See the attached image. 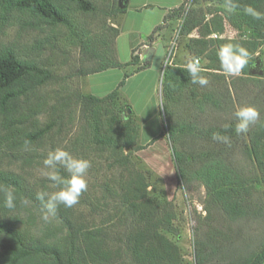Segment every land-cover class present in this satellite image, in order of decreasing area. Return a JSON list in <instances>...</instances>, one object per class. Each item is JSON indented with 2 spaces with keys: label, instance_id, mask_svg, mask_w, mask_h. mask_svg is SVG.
Segmentation results:
<instances>
[{
  "label": "trees",
  "instance_id": "16d2710c",
  "mask_svg": "<svg viewBox=\"0 0 264 264\" xmlns=\"http://www.w3.org/2000/svg\"><path fill=\"white\" fill-rule=\"evenodd\" d=\"M199 1L194 0L193 3L197 5ZM203 1L222 7L224 4V0ZM235 2L239 5L238 10L220 17L221 22L212 20L211 28L203 19L194 16L197 10L193 8L180 28L181 38L189 36L195 29L204 28L196 41L200 44L196 55L207 61L203 66L206 70L221 71L217 52L226 43L245 47L250 53V65L256 59L255 52L260 44L258 41L262 39L264 20L262 17L254 18L244 9L251 6L256 12L263 14L264 0ZM177 9L181 10L182 6ZM125 10L117 7L114 13L122 14ZM95 11L96 5L92 0H0V30L13 22H22L36 30L42 26H62L78 36L73 13L87 14ZM221 11L217 10L211 16L214 17ZM22 16L28 20H23ZM171 17L172 14L165 15L164 24L157 26L141 45L131 50L128 63L120 62L112 47L93 52L87 42L89 38H80L83 52L98 63L84 74L93 75L112 68L135 66L132 73L124 74L117 87L103 97L91 93L76 95L77 100L92 112L89 140L94 147L93 151L110 153L114 158L112 166L118 171L116 176H110L104 183L99 198L89 196L83 203L95 212H106L110 202L117 201L124 210L119 212L120 215L112 214L95 224L94 220L88 223L78 218L74 207L59 205L53 217L60 221L65 234H61L60 238L49 231L34 234L20 226L22 221L18 213L27 210L28 204L35 210L42 211L43 202L37 198V194L45 192L36 189L25 177L0 169V264H183L179 246L168 236L170 234L177 238L180 234L178 228L173 226L175 215L165 209L166 205L171 204V200L166 198L163 179L147 165L143 170L139 167L140 163L136 162V159H140L136 153L147 145L139 142L140 124L134 122L130 115L126 119L121 115L125 107L129 109L131 106L126 103L124 108L116 112L107 108L102 115L95 109L99 104L113 102L120 95L129 76L149 67V61L140 60L138 47H151L156 40V33L165 27ZM222 21H232L239 31L242 28L250 30L253 39L238 42L226 39L205 41L204 38L213 33H224ZM112 32L111 45L115 43L120 30L114 28ZM48 39L39 41L34 50L42 51L44 43H49ZM108 41L103 40V43L107 44ZM50 47L53 48V45ZM249 66L243 70L242 75L250 77ZM251 79L264 81L263 77ZM53 81L54 73L40 60L22 57L12 46L0 45V145L4 154L15 155L28 145L39 143L57 125L59 115L56 114V109L64 104L52 105L49 97L37 93L42 86ZM199 89L201 90L200 85L191 82L186 66L171 63L164 67L161 76V103L164 107H160L163 130L148 145L159 138L167 139L177 187L193 181L205 187L208 199L204 205L207 220L204 225L211 227L219 217L234 221L248 214V206L244 204V195L247 194L246 176L232 164L234 148L231 146L242 142L251 163L264 173V116L250 126L246 135L236 134L235 117L222 125L203 122L196 111L204 112L212 106H233L234 99L230 98L228 90L224 97L217 96L211 90L201 94ZM46 114L48 118L42 122L40 117ZM225 125L229 127L225 128ZM214 133L228 136L230 143L213 140ZM88 145H81V148L85 149ZM124 149L126 153L122 154L121 150ZM76 151L78 152L77 149ZM59 171L62 177L69 176L64 169ZM8 191L15 197V206L11 209L5 206V192ZM203 236L206 240L204 237L196 238L193 242V264L264 262V246L252 261L233 259L231 249L226 252V256L214 259L218 255V248L216 241L213 243L212 239L223 240L224 236L214 228L207 229Z\"/></svg>",
  "mask_w": 264,
  "mask_h": 264
},
{
  "label": "rangeland",
  "instance_id": "374dc122",
  "mask_svg": "<svg viewBox=\"0 0 264 264\" xmlns=\"http://www.w3.org/2000/svg\"><path fill=\"white\" fill-rule=\"evenodd\" d=\"M92 1L96 5L94 13H73L78 36L62 26H42L41 29L36 30L22 22H13L0 30V45L12 46L22 57L40 60L54 73L55 81L42 86L37 93L49 97L52 105L64 104L59 105L56 109V114L59 115L57 125L39 143L28 145L15 155L4 154L0 145V169L19 174L33 184L36 189L51 194L59 189L55 183L42 174L43 160L49 151L55 148H64L74 157L88 160L90 162L86 174L88 188L86 192L81 194L79 203L73 207L78 218L88 223L94 220L95 224H98L102 218L119 214L124 210V207H121L117 201H112L106 212H95L83 201L85 202L89 196L99 198L103 192L104 183L109 180L110 176H116L118 171L112 166V164L114 165V158L110 153L93 151L94 147L89 140L92 112L90 108H86L85 104L77 100L76 95L91 93L97 97H103L117 87L118 83L123 80L124 74L132 73L135 66L128 65L123 69L112 68L93 75L84 74V72L96 67L98 63L83 52L80 38L83 40L89 38L87 42L93 52L112 47L118 60L122 63H128L131 59V50L141 45L157 26L164 24V17L169 13L168 9L184 1L180 5L182 6L181 10L176 8L169 13L172 14L171 19L167 20V22L170 20L169 25L166 24L156 33V40L152 43L154 54L149 62V67L142 70L141 73L138 72L129 76L121 88L120 95L113 102H105L95 107L96 111L102 115L107 108L116 112L120 111L124 104H129L132 113L128 114V109L125 107V111L121 113L122 117L123 114H126L123 119L130 115L132 120L140 125L143 119L144 134L153 139L163 130L160 104L161 76L164 67L171 63L186 66L189 59L197 57L202 66L207 62L202 56L196 55L200 49V44L196 41L197 38L201 37L204 28L195 29L185 38L176 37V30L185 20V17H188L192 8L197 10L194 16L203 19L208 27L213 22L212 20L221 22L220 17L228 12L222 6L203 0H200L197 5L193 3L194 0H127L125 12L118 14L117 12L114 13L115 8L118 7V0ZM217 10H222V13L212 17L211 13H215ZM261 17L264 20V13L261 14ZM21 18L28 20L25 16ZM239 22L241 24V21ZM232 23V21H222L225 26L224 33H213L205 37L204 40L226 39L238 42L253 39L250 30L242 28L239 31L237 26ZM114 28L120 30V34L114 43L115 46L114 44L111 45ZM104 36L109 40L107 44L103 43V40H106ZM46 39L49 40V43H44L45 46L42 51L34 50L39 41L43 42ZM172 42H174V52L170 56ZM50 45H53V48ZM144 48L145 46L138 47L137 54L143 53ZM203 74L208 77L209 83L207 86H200L201 94L211 90L217 96L225 97L228 90L230 98L233 97L234 99L233 106L223 105L221 108L212 106L204 112L196 111L201 120H204L203 122L222 125L235 117L234 112L237 107L244 105H254L260 111V117L264 116V81L251 79L253 76L250 75V77L242 74L228 76L222 70H206ZM138 116L142 117L140 121ZM47 118L48 114L40 117L42 122L46 121ZM1 134L0 125V136ZM163 139L167 144L163 154L156 149L137 152L136 155L141 161L136 159V162L140 163L139 167L143 170L146 169L147 165L163 179L166 198L171 200V204L166 205L165 209L175 215L173 226L178 228L180 234L177 238L170 234L168 236L179 246L183 256V264H193V242L196 238L204 237L206 240L203 235L207 229L210 230L211 228L219 230L224 236L223 240L212 239L213 243L216 241L215 245L218 248V250L216 249L218 255L214 256V259L221 258L222 255L226 256V252L231 249L233 259L252 261L264 246V173L251 163L246 155L244 144L239 142L231 146L234 148L231 162L236 168L241 169L246 176L247 194L244 195V204L248 206V214L234 221L219 217L218 220L214 221V226L207 227L204 225L207 223L204 205L208 199L205 187L197 181L190 184H180L177 187L175 168L168 141L165 137ZM81 145L83 147L88 145L90 149L86 146L85 149H82ZM121 153L125 154L126 150H121ZM59 169L64 168L57 166L60 174ZM171 194L172 197L169 196ZM160 197L162 198V195ZM219 213L220 211L217 214ZM42 215V211L35 210L28 204L27 210L18 213L22 221L20 226L38 235L49 231L53 236L60 238L61 234H65L59 220L50 215L49 219L45 221ZM227 242H230L228 246H226ZM223 247L225 249H222Z\"/></svg>",
  "mask_w": 264,
  "mask_h": 264
},
{
  "label": "clouds",
  "instance_id": "9594fccd",
  "mask_svg": "<svg viewBox=\"0 0 264 264\" xmlns=\"http://www.w3.org/2000/svg\"><path fill=\"white\" fill-rule=\"evenodd\" d=\"M223 7L227 12L232 13L238 10L239 5L235 0H224ZM244 11L256 19L261 18V14L251 6L246 7ZM217 56L221 70L228 76H239L250 65V53L240 44L226 43L222 45L217 52ZM186 69L193 84L202 87L208 85V77L202 74L206 70L198 57L189 59L186 63ZM160 107H164L163 103L160 104ZM234 116L236 134L246 135L250 130V126L260 120V111L254 105H244L237 107ZM228 127V125H225V128ZM212 138L225 144L230 143V138L220 133H214ZM58 165L62 166L69 174L67 178L59 174ZM89 167L90 162L88 160L76 158L64 148H55L48 152L47 157L43 160L42 174L55 183L59 190L51 194H37V198L43 202L42 218L45 221L49 219L50 215H55L59 205L72 208L79 203L81 194L86 192L88 188L86 174ZM14 199L12 192H5L6 207L13 208L15 206Z\"/></svg>",
  "mask_w": 264,
  "mask_h": 264
},
{
  "label": "crops",
  "instance_id": "0c3cea01",
  "mask_svg": "<svg viewBox=\"0 0 264 264\" xmlns=\"http://www.w3.org/2000/svg\"><path fill=\"white\" fill-rule=\"evenodd\" d=\"M182 3H183V2H181L180 4L174 5L173 7H170V8L168 9V10H169V13L171 12V10L180 7V5H181ZM145 6L147 7L148 5H145ZM152 6H153V5H152ZM169 19H171V18H169ZM169 22H170V20H169ZM169 22H167L166 24H168ZM168 25H169V24H168ZM261 35H262V39H261V41H260V44H259V47H258L257 51L255 52V57L261 59V62H262V69H263V78H264V28H263L262 31H261ZM146 48H153V46H151V47H147V46H145V48H144V50H143V53L139 54V57H140V60H141V61H143V56H144V54H145V50H146ZM153 54H154V49H153V52H152L151 59H152V57H153ZM151 59H150V60H151ZM150 60H147V61L150 62ZM141 72H142V71H140V73H141ZM138 117H139V121H140V118L142 119V117H141V116H138ZM142 120H143V119H142ZM142 120H141V125H140L139 141H140V144H142V145H147V147H146L145 149H142V150L138 151V153H139V152H145V151H148V150H154V149H156V150H159L160 152H162V154H163V152L166 151V146H167L166 142L164 141L163 138H159L158 140H156V141H154L153 143H151V144L148 145V143L152 140V137H147V135L144 134V128H145V127H143V129H142ZM154 138H155V137H154ZM159 174H160V173H159ZM167 191H168V190H167ZM167 195H168V194H167ZM169 196L172 197V194L169 195ZM263 264H264V262H263Z\"/></svg>",
  "mask_w": 264,
  "mask_h": 264
},
{
  "label": "water",
  "instance_id": "95a60500",
  "mask_svg": "<svg viewBox=\"0 0 264 264\" xmlns=\"http://www.w3.org/2000/svg\"><path fill=\"white\" fill-rule=\"evenodd\" d=\"M127 6V0H118V8L123 10ZM153 48H146L145 54L143 56V61L150 60L152 56ZM249 75L253 77H263L262 62L260 58H256L255 61L249 66ZM128 114L132 113L131 108L127 110ZM126 117V114H123Z\"/></svg>",
  "mask_w": 264,
  "mask_h": 264
},
{
  "label": "built area",
  "instance_id": "2783aa9c",
  "mask_svg": "<svg viewBox=\"0 0 264 264\" xmlns=\"http://www.w3.org/2000/svg\"><path fill=\"white\" fill-rule=\"evenodd\" d=\"M182 24H183V22L180 24L179 28L176 30V34H175L176 37L180 36L179 33H180V28H181ZM176 37H175V39H176ZM214 37L216 38V35H214ZM173 52H174V42H172V48H171L170 53H169L170 56L173 55ZM170 56H169V58H170Z\"/></svg>",
  "mask_w": 264,
  "mask_h": 264
}]
</instances>
